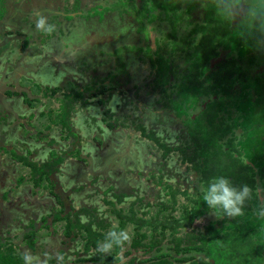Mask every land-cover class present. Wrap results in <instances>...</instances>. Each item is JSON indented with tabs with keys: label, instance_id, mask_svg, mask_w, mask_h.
<instances>
[{
	"label": "rangeland",
	"instance_id": "rangeland-1",
	"mask_svg": "<svg viewBox=\"0 0 264 264\" xmlns=\"http://www.w3.org/2000/svg\"><path fill=\"white\" fill-rule=\"evenodd\" d=\"M117 1L0 0V247L12 248L18 257L31 250L48 257V264H57L56 253L64 257L63 264H144L163 254L170 264L213 263L207 249L194 247L220 237L236 219L218 218L211 210L191 218L184 209L193 207L191 199H200L206 183L192 164L200 158L184 119L192 120L204 106L198 101L188 109L181 101L188 113L179 116L168 106L177 98L174 75L166 85L155 86V62L143 47L150 44L149 36L170 30L166 14L157 7L147 28L137 18L147 13L148 0L97 13ZM183 7L181 35L194 25L225 18L209 0ZM37 13L56 25L54 34L36 30ZM230 19L228 48L210 60L209 70L224 57L237 59L231 97L217 120L231 126L221 141L225 149L230 138L255 167L251 174L260 199L251 196L246 217L253 230L264 226V16ZM204 34L199 30L192 37ZM124 45L133 48L120 58L110 54ZM185 51L172 54L170 62ZM121 61L126 70L110 78ZM181 67L180 76L188 73L186 64ZM19 156L40 165L60 160L35 184L32 165ZM126 215L148 221L141 228L135 221L120 228L129 227L133 238L135 231L144 232L141 242L155 243L151 250L130 242L117 262L94 259L99 253L95 246L85 250L87 230L80 225L105 235ZM174 218L185 225L172 229ZM68 222L73 225L69 234ZM180 238L187 249L175 252Z\"/></svg>",
	"mask_w": 264,
	"mask_h": 264
},
{
	"label": "trees",
	"instance_id": "trees-1",
	"mask_svg": "<svg viewBox=\"0 0 264 264\" xmlns=\"http://www.w3.org/2000/svg\"><path fill=\"white\" fill-rule=\"evenodd\" d=\"M137 1L139 2V0ZM148 1L149 2H145L146 5L144 4V6L145 12H147L146 14H148L150 17H148L146 14H142L137 18L138 21L147 27V23L155 18V15H153L155 9L159 7V9H161L166 14L167 19L170 21V25H172L170 30L172 29V31H178V25L180 24L179 21L184 15L183 5L186 3L187 5L192 6L195 5L196 1L198 0ZM128 2H130V0H118L117 2L104 7L103 10L98 11L97 13L102 16L103 12L106 10H123ZM68 16L71 15L68 14ZM231 23L232 20L230 18L211 19L208 23H201L199 24L198 28L192 29L190 31L191 36L196 34L199 30H204L205 34L204 36L198 38V40H195V38L191 37L192 44L194 46L191 52L185 51V42L176 43L173 41V53H175L176 50L181 49V51H185L186 54L179 56V59L174 61V63L173 61L169 62L168 58L163 57V48L160 44V42H163L162 38H155L156 40L153 42L156 44L157 49H155V53H158V57H154V59L151 57V59L155 62V84L157 87L164 86L169 82L170 76L174 75L172 79L175 77L178 81V84H175L177 89V98L170 101L168 106L174 107L179 116H183L184 113L185 115L188 113L183 107L181 101L187 103L189 109L191 105H195L200 100V95H216V98L206 102L207 105L205 109L201 110L196 115V117L192 118V120L184 119L185 124L189 126L192 139L197 147L196 156H199L200 160L194 162V157L188 158L194 162L192 163L193 166L205 177V186L211 178L224 176L229 178L235 186H241L245 184L248 185L252 189V196L260 199L258 192L254 187L256 177L255 175L251 174V171H254L255 167L252 165V162L249 161V159H245L246 157L231 142L232 140H230V138L226 139L227 144L225 149V145L221 141L225 136L228 135V133H231V126H229L227 123L226 126L222 125L224 119H221V121L217 120V117L222 112L227 100L231 97L230 92L233 87L231 78L237 71L234 61L236 58L233 56L227 58L224 57L218 62L217 67L212 70H209V62L221 54L220 51L222 47L226 46L228 48L225 39L229 36ZM170 30L163 32L165 39L174 36V33ZM149 38L151 39L150 36ZM189 38L190 36L186 37V42L188 43ZM151 47L152 46L150 44L146 48L147 54L150 52ZM126 48L127 47L124 45L116 50H113L110 54L120 58V53ZM149 56H151V54H149ZM182 63L187 65L186 70L188 73L180 76L177 72L178 69L174 68L173 65L177 64L178 67H181ZM120 64L122 68L123 62H118V66ZM117 71H120V67H118ZM103 80H106V78H103L102 81ZM106 88H108L107 85ZM227 95H230V97H227ZM61 121L62 124L66 122L63 115H61ZM217 123L219 125L216 127ZM221 127L223 130L219 135L218 131ZM234 153L236 155H234ZM19 158H23L22 162L24 164L32 165V176H35V174L37 175V177L34 178L35 184L39 183L41 175L46 173V170L50 171V166H52L54 162L60 160L58 159V156L56 161L54 159L53 161H46V163L40 165L38 162H32L26 157L19 156ZM261 174H264V165L262 166ZM198 195L200 199L198 197L194 200L191 199L194 203L191 209H188L187 206L184 207L187 215H190L191 218L193 217V213L201 215L204 212L210 210L207 203L202 199V193L200 192ZM249 204L250 202L248 200L244 209V215L235 218L236 221L234 222L232 228L224 230L223 234L218 238H210L207 241V244L205 240L204 242L202 241V245L194 247L198 250L207 249L206 251L208 257L213 259V263L204 262V264H264V226H261L260 228L256 227L257 229L253 230L250 229V226L246 222V217L248 218L250 214L248 208ZM55 216L57 219L61 218L59 217V213H57ZM174 220V223H169L172 229L174 228L177 230L179 226L185 225L182 223L183 219L181 218L179 220L174 218ZM128 221L137 222L136 224L139 228H141L144 223L148 222L146 219L140 217L126 215L122 216L119 228L125 226ZM262 221H264L263 215ZM69 222L71 223L70 220ZM69 222L67 226V234H69L71 227L73 226L70 225ZM77 222H79V219ZM76 226H79V224L76 223ZM157 226L158 225H156L155 228ZM80 227H84L87 230L85 250H89L91 246L96 247L99 238L104 237L102 233L94 232L90 227L86 228L83 224L80 225ZM209 227L213 228V225ZM162 228L164 230L166 227L162 226ZM135 234L136 236L132 239L130 244L131 247H147V251L149 252V250H151V246H153L155 243H152L151 245L142 243V238L145 237L144 232L135 231ZM29 239L31 240L32 238L30 237ZM202 239L207 238L203 236ZM182 240L185 239H177V244L174 247L175 252L185 251V249H187V246H180ZM29 242L31 246L34 247L33 242ZM120 250L121 248L114 249L113 252H111V255L98 254L94 259L112 260L117 262L121 259V256L118 255ZM125 254H129L128 251H126ZM165 256L166 254L160 256H151V258L144 264H170L172 260L165 258ZM184 259L185 258H182V260ZM20 262V257L14 253L12 248L2 249L0 247V264H20Z\"/></svg>",
	"mask_w": 264,
	"mask_h": 264
},
{
	"label": "clouds",
	"instance_id": "clouds-1",
	"mask_svg": "<svg viewBox=\"0 0 264 264\" xmlns=\"http://www.w3.org/2000/svg\"><path fill=\"white\" fill-rule=\"evenodd\" d=\"M209 3L218 15L225 18L242 17L253 20L264 16V0H209ZM35 27L38 32L46 35L56 32V25L50 23L47 16L39 13L36 15ZM190 45H193L192 41ZM200 192L203 201L218 218L243 216L246 203L252 196V189L248 185L235 186L229 178L224 176L211 178L206 186L201 184ZM132 239L133 233L129 227L113 226L105 233L104 238L97 242L95 251L99 254H109L114 249H122ZM18 254L23 264H48V257L33 253L31 250H23ZM55 255L57 264H63L64 257L58 253Z\"/></svg>",
	"mask_w": 264,
	"mask_h": 264
},
{
	"label": "flooded vegetation",
	"instance_id": "flooded-vegetation-1",
	"mask_svg": "<svg viewBox=\"0 0 264 264\" xmlns=\"http://www.w3.org/2000/svg\"><path fill=\"white\" fill-rule=\"evenodd\" d=\"M187 8H192L193 7V5L192 6H189V5H187L186 3L184 4ZM183 5V6H184ZM183 10H184V7H183ZM155 12V11H154ZM159 12H161V11H159ZM165 14V13H164ZM185 14H186V10H184V15H183V17H182V19L179 21V23L183 20V18H184V16H185ZM171 15V14H170ZM172 16V15H171ZM170 25V24H169ZM198 26H196V25H194L191 29H189V31H188V33H186V34H183V35H181V32L180 31H173V33H174V36H171V37H169L168 39H165V37L163 36V34L164 33H161L160 34V36H159V32H158V35H156V36H154V37H152V36H150L151 37V42H150V44H151V49H150V52L148 53V55L149 54H151L152 55V57L154 58V57H158V53L156 52L155 53V49H157V47H156V44H155V42H153V41H155L156 39L155 38H159V39H161L162 38V41L163 42H160V44H161V46H162V50H163V57H165V58H168V60H169V62H170V60H171V56H172V54H174L173 56H175V54L178 52V51H181V49H178V50H176V52L175 53H173V48H174V40H175V42L177 43L178 41V43H183V42H185V45H184V47H189L190 46V43H191V34H190V31L192 30V29H194V28H197ZM147 28H148V25H147ZM172 31V30H171ZM187 36H190V38H189V43L188 42H186V37ZM172 37H173V39H172ZM173 42V43H172ZM157 43V42H156ZM149 44V45H150ZM149 45H147V47L149 46ZM127 48L129 47V48H133V45H125ZM146 46L145 47H143V51L145 52L146 51V48H147ZM140 49H142V47L140 48ZM129 51H131V50H126V52L127 53H129ZM182 52V51H181ZM177 59H179V57L177 58ZM123 62V61H122ZM182 62V61H181ZM174 66V68H178V66H177V64H174L173 65ZM118 67H120V71H117V69H118ZM114 71L113 72H111V74H110V78H114V77H116V76H118L119 74H121L120 72H122V70H126L125 69V62H123V64H122V68H121V66L119 65H116L115 67H114ZM113 74H115V75H113ZM108 79V78H107ZM156 86V85H155ZM216 97V95H210L209 97H206L205 99H202V100H199V103L200 104H203V109L202 110H204L205 109V107H206V102L208 101V100H211V99H213V98H215ZM0 102H1V99H0ZM219 116V115H218Z\"/></svg>",
	"mask_w": 264,
	"mask_h": 264
}]
</instances>
